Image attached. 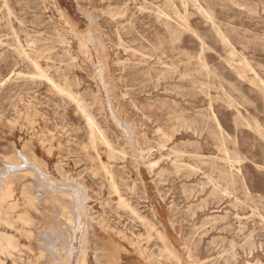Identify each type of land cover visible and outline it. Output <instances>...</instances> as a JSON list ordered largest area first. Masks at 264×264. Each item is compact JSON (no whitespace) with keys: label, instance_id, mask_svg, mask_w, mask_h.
Listing matches in <instances>:
<instances>
[{"label":"rangeland","instance_id":"1","mask_svg":"<svg viewBox=\"0 0 264 264\" xmlns=\"http://www.w3.org/2000/svg\"><path fill=\"white\" fill-rule=\"evenodd\" d=\"M23 152L64 193L13 179L0 264H264V0H0V187Z\"/></svg>","mask_w":264,"mask_h":264},{"label":"bare ground","instance_id":"2","mask_svg":"<svg viewBox=\"0 0 264 264\" xmlns=\"http://www.w3.org/2000/svg\"><path fill=\"white\" fill-rule=\"evenodd\" d=\"M116 12V11H115ZM16 16V15H15ZM163 16V15H161ZM35 20V19H34ZM9 22V21H8ZM36 22V21H35ZM52 22V21H51ZM134 28V27H133ZM55 29V28H54ZM57 32V31H56ZM16 33V32H15ZM41 34V33H40ZM37 35V33H36ZM13 36V35H12ZM40 36V35H39ZM48 37V36H47ZM52 38V37H51ZM61 42V41H60ZM60 45V44H59ZM87 47V46H86ZM14 54V53H13ZM32 55V54H31ZM145 55V54H144ZM143 55V56H144ZM31 57V56H30ZM74 65V64H73ZM50 71V70H49ZM254 72V71H253ZM46 74V72H45ZM255 74V73H254ZM18 75V74H17ZM37 77V76H36ZM44 78V77H43ZM52 79V78H51ZM245 80V79H244ZM243 80V81H244ZM261 81V80H260ZM5 82V81H4ZM54 82V81H53ZM65 87V86H64ZM109 87V86H108ZM59 88V87H58ZM67 90V89H65ZM61 91V90H60ZM63 91V90H62ZM75 93V92H74ZM72 97V96H71ZM75 99V98H74ZM79 106V105H78ZM93 116V115H92ZM144 117V116H143ZM216 118V117H215ZM92 119V118H91ZM217 119V118H216ZM218 121V119L216 120ZM219 123V121L217 122ZM91 125V124H90ZM95 125V124H94ZM220 125V123H219ZM96 126V125H95ZM92 127V126H91ZM98 129V128H97ZM103 130V129H102ZM96 134V133H95ZM94 135V134H93ZM95 137V136H94ZM100 141V140H99ZM103 141V140H102ZM91 142V141H90ZM109 143V142H108ZM122 149V148H121ZM116 151V150H115ZM120 153V152H119ZM22 154H25V157L28 161L30 162H35V159L23 152ZM142 156V155H141ZM18 157V155H17ZM22 157V156H20ZM109 158V156H108ZM115 159V158H113ZM120 159V158H119ZM125 159V158H124ZM11 160H14V159H7L5 160L4 162H8V161H11ZM20 161V160H19ZM115 161V160H114ZM6 162V163H7ZM17 161H15L14 163H16ZM10 163V162H9ZM36 163V162H35ZM5 164V163H4ZM12 164V163H11ZM9 164V166L11 165ZM37 164V163H36ZM8 165V164H7ZM6 165V166H7ZM14 164H12L13 166ZM18 165V164H16ZM37 166L39 167V174L38 176L32 171V170H27L25 173V175H14L13 172L12 174L13 175H5V178L3 179L4 181V184H2L3 186L0 187V226H4V227H7V228H10V229H14L16 232H20L22 235L23 234H26V233H30L31 230L25 228L26 226H30L32 225V220H30L29 218H25L23 217L22 215H17V216H11V214H13L19 207H20V203H19V200L15 198V191H16V188L14 186V182H13V179L15 177H19L24 179L28 176L30 177H36L40 183L42 185H46L48 187V190L53 193V195L55 193H58V192H63L64 193V190L63 189H56V185H54L53 183H51V179L48 178V180H50V182L48 184H46V181H45V178H47V174L43 171V168L40 167L38 164ZM8 167V166H7ZM152 171V170H151ZM9 172V171H8ZM15 173V172H14ZM19 173V172H18ZM23 173V172H22ZM23 173V174H24ZM9 174V173H8ZM17 174V173H16ZM111 177V176H110ZM3 178V177H2ZM1 178V179H2ZM110 180V179H109ZM2 181V180H0ZM111 181V180H110ZM78 185V184H77ZM28 186V185H27ZM117 187V186H116ZM77 188V187H76ZM79 188V187H78ZM31 190V186L30 187H24L20 190V193L21 195H25V196H28L29 194V191ZM81 190V189H80ZM118 190V189H117ZM83 192V191H82ZM85 192V191H84ZM117 192V191H116ZM118 193V192H117ZM120 195V194H119ZM118 195V196H119ZM85 196V195H84ZM56 202H59L60 199L56 196H53L52 197ZM121 198V197H120ZM72 200V199H71ZM86 201V199H85ZM124 202V201H123ZM58 204V203H57ZM82 204H83V197L80 195V194H77V195H74L73 194V200H72V206H70V210H68V207L65 206L64 204H59V209L58 211H55L54 212V216L58 219V229L59 231H65L67 232L69 229L68 225L69 226H73V224H77L78 226L80 224H82V220L87 216L85 215V213L83 212V208H82ZM86 204V203H85ZM124 204V203H123ZM48 205V204H47ZM123 209V208H122ZM131 209V208H130ZM88 210V209H86ZM136 215V214H135ZM137 216V215H136ZM138 217V216H137ZM19 222L22 223L21 224H18ZM152 223V222H151ZM239 225V224H238ZM74 227V226H73ZM71 227V228H73ZM3 228V227H2ZM70 228V229H71ZM68 229V230H67ZM74 231L76 230L75 227L73 229ZM6 231V229H5ZM71 232V231H70ZM73 232V231H72ZM48 236L50 235H45L43 236V239L40 241V246L42 249H46V250H50L49 249V246H54V245H58L60 246L61 248H63L62 250H65V245H67V242L71 241V240H67L65 242V239L63 240V237H58V238H54L52 242H50V245L48 243ZM72 236V235H70ZM69 237V235H68ZM67 237V238H68ZM74 237V236H72ZM70 238L73 240V238ZM50 238V237H49ZM53 238V237H51ZM56 239V240H55ZM18 239L13 235V234H10V233H5V232H2L0 231V254H6V255H10L13 254V251H17V248H18ZM82 242V240H81ZM73 245V243H72ZM67 246H70L72 247L70 244H68ZM23 247V246H22ZM60 248V249H61ZM81 248V247H80ZM19 250V248H18ZM166 250V249H165ZM15 251V252H16ZM167 251V250H166ZM69 252L72 253V249H69ZM170 253H172V250H170ZM173 254V253H172ZM171 255V254H170ZM50 256V255H49ZM174 256V255H173ZM78 257V256H77ZM84 257H82L79 261V264H84ZM176 258V256H175ZM77 259V258H76ZM31 263V261L29 262ZM56 263V262H55Z\"/></svg>","mask_w":264,"mask_h":264}]
</instances>
